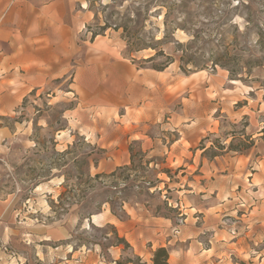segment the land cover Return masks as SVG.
I'll use <instances>...</instances> for the list:
<instances>
[{
    "label": "rangeland",
    "instance_id": "rangeland-1",
    "mask_svg": "<svg viewBox=\"0 0 264 264\" xmlns=\"http://www.w3.org/2000/svg\"><path fill=\"white\" fill-rule=\"evenodd\" d=\"M75 5L64 77L0 114V264H264V0ZM178 44L227 68L184 72Z\"/></svg>",
    "mask_w": 264,
    "mask_h": 264
},
{
    "label": "crops",
    "instance_id": "crops-1",
    "mask_svg": "<svg viewBox=\"0 0 264 264\" xmlns=\"http://www.w3.org/2000/svg\"><path fill=\"white\" fill-rule=\"evenodd\" d=\"M76 1L0 0L1 116L14 113L24 98L44 88L50 79L60 78L54 72L62 71L60 76L64 77L67 70L57 65L74 55L86 24L76 12ZM0 132L2 136L10 133L7 127ZM261 177L253 175L255 188L262 186L255 183Z\"/></svg>",
    "mask_w": 264,
    "mask_h": 264
},
{
    "label": "trees",
    "instance_id": "trees-1",
    "mask_svg": "<svg viewBox=\"0 0 264 264\" xmlns=\"http://www.w3.org/2000/svg\"><path fill=\"white\" fill-rule=\"evenodd\" d=\"M175 7V6H173ZM173 7L170 6L168 7V10H170L172 12ZM168 22L166 21V26L168 27ZM103 30H107L108 29V25L106 24V26L102 27ZM177 28H185V27H177ZM116 31L118 30H123V34H124V38L128 43V49L129 52L133 53V52H140L143 50H147V49H157V45H148L147 43H145L144 39H140L138 38L139 33H130L129 27H128V21L126 18H124L122 20L121 24H117L115 26ZM135 35V36H134ZM167 39L169 36H166ZM197 39V37L194 38V41ZM218 41V40H217ZM259 43L262 45L264 43V40L260 39ZM178 46L182 49V56L180 58V61L182 62V70L184 72H189L192 70H205L206 69V64H208L209 62L213 63L214 66H219L220 65V58L218 57V55L216 53H213V51H211V54L209 55V59H207V61L204 62V59L200 58L197 56V52H192L191 48L188 47H183V44H178ZM190 49V52H189ZM158 55H164L163 51L162 54ZM154 56L150 59H148L146 62H153L155 60V58L158 56ZM166 57V61L164 64L161 65V67H154L153 69L157 70V71H164L165 69H167L170 65H172L175 61L174 59H172L171 57L165 56ZM205 64V65H204ZM222 64V63H221ZM248 66H252V65H258L257 61H248L247 62ZM191 66L192 69L188 70L186 69V67ZM220 67H222L223 69H226V65H220ZM230 78L232 81H243L241 78H238V74L236 73H232L230 71ZM238 151V150H236ZM132 155H131V160H132V164L134 161V154L133 151L131 150ZM68 153H71L68 152ZM141 154V152H140ZM85 160H83L84 163H86V158H84ZM126 170L128 169V167H124ZM116 175V173H112L110 175H103V174H97L96 175V179H102V178H108V177H114ZM94 178V179H95ZM107 202V201H106ZM125 202V201H124ZM124 203L121 204V209L123 207ZM112 213L113 215L116 216V212L112 209ZM122 242H124L125 244H127V242L124 239H121ZM169 258H170V254L169 251L166 248H159L155 251L154 253V258H153V264H169Z\"/></svg>",
    "mask_w": 264,
    "mask_h": 264
},
{
    "label": "bare ground",
    "instance_id": "bare-ground-1",
    "mask_svg": "<svg viewBox=\"0 0 264 264\" xmlns=\"http://www.w3.org/2000/svg\"><path fill=\"white\" fill-rule=\"evenodd\" d=\"M98 215L94 216V221L97 219Z\"/></svg>",
    "mask_w": 264,
    "mask_h": 264
}]
</instances>
